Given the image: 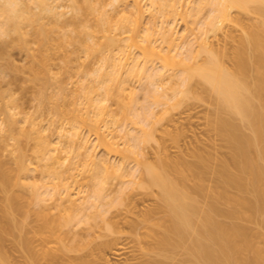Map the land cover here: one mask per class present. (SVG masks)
<instances>
[{"label": "bare ground", "instance_id": "6f19581e", "mask_svg": "<svg viewBox=\"0 0 264 264\" xmlns=\"http://www.w3.org/2000/svg\"><path fill=\"white\" fill-rule=\"evenodd\" d=\"M22 1L3 0L0 5V13L6 16L5 22L0 21V35L16 33L0 40V264H10L3 250L10 232H19L16 244L24 258L17 264H264V0H194L193 13L188 16L194 18L205 6L210 8L202 24L198 23L201 34L179 43L172 27H161L167 47L152 38L156 27L143 26V0H131V7L120 11L116 26L126 33L124 43L114 35H108L105 43L94 42L95 33H85L79 21L73 27L75 34L63 32L57 42L64 47L81 39L86 60L100 52L97 62L89 67L82 63L75 72L86 110L76 107V99L66 103L65 83L72 74L63 77L62 70L51 71L55 25L48 26L43 19L48 14L57 24L65 14L57 9L61 5L35 0L41 12L33 13ZM73 1L75 16L83 12L95 15V31H110L111 16L97 5L98 0ZM180 1L153 0L168 7L163 12L167 18L176 12ZM241 11L251 13L252 18L243 20ZM10 48L24 55L21 64L10 57ZM225 56L230 65L225 64ZM155 59L161 61L160 69L148 66ZM167 66L182 69L178 83L175 81L179 88L171 93L164 88L174 76L165 74ZM64 68L67 71L69 67ZM24 72L23 81L39 83L38 106L51 103L55 112L73 119L69 130L60 127L57 141L43 133L42 114L36 112L39 107L27 110L13 94L12 83ZM88 73L94 75L92 83L96 84L85 87L81 83ZM133 77L154 86L149 88V97H163L164 103L176 100L172 108L186 101L193 91L192 80L200 79L205 89L215 94L210 122L226 153L216 143L211 149L191 147L174 155L161 147L157 158L149 160L145 143L154 134L150 132L154 127L153 120L149 121L150 110L135 121L140 134L111 129L105 116L110 120L116 116L107 101L114 97L122 105L126 83ZM48 83H54L52 92H48ZM100 88L105 95L102 99L94 94ZM80 124L94 131L105 154L122 152L120 140H130L128 146L123 143L124 151L136 158V168L115 164L105 154L97 156L82 136ZM181 137L174 135L177 140ZM31 139L36 140L35 156L44 161L39 180H31L35 178L31 173L38 170L27 158L26 144ZM9 145L13 162L7 166L2 156ZM72 151L78 162L70 158ZM78 164L81 172H88L85 176L92 189L80 203L69 196L72 184L79 183L73 173ZM137 174L140 178L129 184L140 189L125 192L128 183L124 178ZM113 176L126 185L117 190L118 196L106 199L107 204L117 206L108 215L110 210L101 208L98 201L107 198L105 184ZM53 199L57 202L47 205ZM19 213L24 219L17 217ZM97 217L104 222L102 226L95 221ZM89 219L100 226L98 234L90 226L85 232L73 229L76 223ZM246 221H254L256 228ZM30 232L40 248L34 245ZM53 242L59 246L54 248Z\"/></svg>", "mask_w": 264, "mask_h": 264}, {"label": "rangeland", "instance_id": "374dc122", "mask_svg": "<svg viewBox=\"0 0 264 264\" xmlns=\"http://www.w3.org/2000/svg\"><path fill=\"white\" fill-rule=\"evenodd\" d=\"M22 1V0H21ZM27 5H29V9L31 6V10L33 13H39L40 9L37 7L35 0H23ZM22 1V2H23ZM52 3L61 5L59 6L58 11H62L65 14H63L60 17V20L55 23L54 18L51 16L46 15L44 16V21L48 23V26L55 25V30L52 33L53 40L51 44V58H52V73H55L57 71H63V77H68L69 74L71 75V80H68V83L66 84V93H67V100L66 103L69 104L75 99L77 100L76 107L81 108L83 110L85 109V98L83 96V91L80 89L79 84L77 83L78 76L76 75V71L78 70V67L82 65V63H85L86 67L91 66L94 62H97L99 60L100 52L96 51L90 55V57L86 60L85 55L86 51L84 49V46L82 45V40L69 43L67 42L64 47L59 46L58 44V38L62 35L63 32H72L75 34V31L73 30V27L78 23L81 22V25L84 27L85 33H95V36L93 37L94 42L98 43H105L108 35H114L115 37L121 39V41L124 43V37H125V31L117 28L116 22L118 19V16L120 14V11H122L123 8H130L132 5L131 0H123V1H114V0H98V6L102 9L106 10L109 15L111 16V29L109 32H103V31H95L96 26L98 23L97 17L95 15H90L86 12L80 13L79 16H75V2L73 0H50ZM3 0H0V5ZM143 7L146 9V12L143 16V26L148 27H156L157 31L152 35V38L154 41H156L157 44H161L164 47H167V43L164 41L163 36L161 34V31L163 30L161 27H172V31L174 32V36L176 37L177 42H182L183 40L191 39L194 35L201 34L202 31H198V28L201 26L203 21L205 20V17L209 14V6H205L202 11H200L199 14L196 16L190 17L188 15H191L193 13V10L191 11V8L196 4L194 0H181L180 3H178L176 6V12L172 13L168 18L163 16V12H166L168 7L165 5H161L158 2H153V0H143ZM30 10V11H31ZM1 12V11H0ZM41 12V11H40ZM236 12V9H235ZM189 13V14H188ZM191 13V14H190ZM234 13V12H233ZM243 20L249 21V17L252 15L251 13H246L245 11H241L239 15ZM165 19V21H164ZM6 16L4 14L0 13V21L5 22ZM165 26L162 25L163 21ZM26 21V19H24ZM199 21V22H198ZM27 22V21H26ZM199 23V24H198ZM27 25V24H26ZM25 25V26H26ZM6 26V25H5ZM202 27V26H201ZM200 27V28H201ZM26 28H31V25H27ZM202 29V28H201ZM10 34L12 37L16 35V33L12 32ZM193 33V34H192ZM84 35V34H83ZM182 35H185V37H182ZM7 35H0L1 39H8ZM87 36V35H86ZM32 45H37L34 42H31ZM10 57H13L14 61L17 63H22L24 61V55L19 52L16 48H10ZM179 50V49H178ZM133 53L136 55L139 54L138 49H134ZM203 55H200L198 59L200 60V57L202 58ZM225 64L230 65L231 60L228 59L227 56L223 57ZM68 66V70L64 71V67ZM148 66L150 68H159L162 66L161 61L158 59L155 61H152V63H148ZM150 70V69H149ZM166 75H173L171 84L168 86H165V90L168 91V93H171L174 88H179L176 82L178 83V80L182 74V69H179V67H173V66H167L166 67ZM21 75H27V72L20 73V79L17 80L16 83H12L13 87V94L19 98L20 101L23 102L25 108L27 110L33 111L36 108V112L38 114H42V130L43 133L48 134L49 137L52 138V140L57 141L58 140V130L62 126L63 129L69 130L72 126L73 119L69 117V115L64 116L62 113H57L54 111L51 103H43L41 106H38V99H37V91L39 87V83H34L33 81H23V77ZM84 75V74H83ZM167 77V76H166ZM83 84L85 87L96 84L92 83L94 79L93 74H86L83 76ZM176 81V82H175ZM49 89L48 92L53 91L54 83H48ZM127 84V90L126 95L123 100V104L119 103L114 97L108 99L107 104L112 109L113 113L116 116V120H110L109 117L106 120H108L109 127L111 129H114L115 131H125V130H131L132 133H138L140 134L141 130H138L139 127H137V124L135 121H140V118L142 119L145 117V113H148V110L152 111L150 114L149 111V121L153 120L151 124L154 125L153 128H151V133L153 134V137L151 140L149 139L145 143V151L147 153V157L149 160L154 161L155 158L159 155V151L163 150L161 147H166L168 151L171 153V155H174L178 152L179 149H182L184 153L188 151V149H198L203 147H208V149L212 145L216 143L217 147L220 151H225L226 148L221 147L222 141L217 136L210 119L214 114L215 111V94L205 89L204 84L200 79L192 80V87L193 91L189 93L188 98L185 102L180 104L179 107H170L171 103L175 102L174 100H169V103H164L163 97L161 99H154L151 95L149 97L148 92L150 87H154L153 85H149V82L146 80H139L138 77L130 78V80L126 83ZM151 88V89H152ZM207 88V87H206ZM154 89V88H153ZM160 92H163V88L159 89ZM131 91V96L129 95ZM129 92V93H128ZM97 97L100 99L104 98L105 95L103 93V89L100 88L94 93ZM200 97V98H199ZM202 98V99H201ZM126 104V105H124ZM125 106V108L123 107ZM38 106V107H37ZM70 107L72 105L70 104ZM147 109V110H146ZM90 110H92V107H90ZM134 113H138L139 115L138 119L135 117ZM146 113V114H147ZM143 114V115H142ZM134 115V116H133ZM135 117V118H134ZM136 119V120H135ZM150 121V122H151ZM139 125V123H138ZM152 125V126H153ZM136 128V129H135ZM123 129V130H122ZM80 131L82 133V136H85L88 139V145L90 147L94 148V153L97 156H103L105 154L104 147H102L99 144V140L97 138V135L94 133V131L86 124H80ZM117 131V132H118ZM184 131V132H183ZM175 133H179L182 135V137L177 140L174 138ZM129 139V138H128ZM130 141V140H129ZM129 141H127V138L121 139L119 143V147H121L122 152H113V153H107L106 157H109L108 159L115 163V164H121L124 165L127 169L136 168L138 161L134 156H129L127 153H124L125 146H128ZM126 142V143H124ZM128 142V143H127ZM125 146H124V144ZM187 143V144H185ZM36 140L31 139L26 144V153L28 161H32V165L38 166V170L33 171L31 174L34 175L35 178H32L31 180L37 179L39 180L42 176L41 170L44 167V161L40 160L35 156V153L33 152L35 149ZM164 145V146H163ZM187 145V146H186ZM193 147V148H191ZM13 147L11 145L8 146V149L3 151V159L6 161V165L9 166L12 164L13 160L11 158L10 149ZM160 148V150H159ZM210 148V149H211ZM158 150V151H157ZM222 152V153H223ZM122 153V154H121ZM226 153V152H224ZM223 153V154H224ZM127 154L126 156H124ZM76 153L74 151L71 152L70 158H74ZM134 157V158H133ZM78 162L77 158H74ZM68 162L71 161L70 159L67 160ZM78 169H75L73 171L75 177L77 178L79 183H73L69 192V196L77 199V202L80 203L84 201V197L89 196V194H92V189L89 187V182L86 174L88 172H81L80 168L82 167L80 164H78ZM123 166V167H124ZM125 169V168H124ZM140 178V174H137L136 176H128L125 177L124 180L126 183H128V189H125V192H135L136 184L132 185L129 184L131 180H138ZM120 179V178H119ZM118 177H110L108 179V183L105 184L104 192L107 195V198L104 197L103 201L101 199V202L98 201L101 208H107L110 211L108 212V215H110L111 211H115L117 209L115 205L111 206L110 204H107L106 199H110L109 197H115L118 196L117 190L120 189L122 185V181H119ZM48 180V179H47ZM125 183V185H126ZM124 184V183H123ZM122 185V186H121ZM124 185V186H125ZM123 186V187H124ZM138 186V185H137ZM140 189V188H139ZM64 197H68V194L66 192H63L62 194ZM114 195V196H113ZM92 198V197H91ZM93 199V198H92ZM91 199L87 202V204L90 202ZM106 201V202H105ZM116 201V199L114 200ZM54 202H57V200H48L46 203L47 205L52 206ZM103 202V203H102ZM1 203V202H0ZM26 203V200H25ZM28 204V203H27ZM105 204V205H104ZM112 204H115L113 202ZM1 205V204H0ZM36 207V206H35ZM99 207V206H98ZM32 210V207H29ZM95 210V209H92ZM99 210V208H98ZM88 210H84L83 212H87ZM52 212L56 213L57 210L55 208H52ZM82 212V214H83ZM23 213H19L17 217L19 219H24ZM264 214V213H263ZM107 215V214H106ZM81 214H79V217ZM103 216V215H102ZM102 216L101 217L102 219ZM78 217V218H79ZM106 217V216H105ZM77 218V220H79ZM83 218V215H82ZM97 217L95 220L98 222L100 226H102V220ZM98 220V221H97ZM92 219H89L87 222H81L76 223L77 225H74V230H88L92 228L93 232L98 234L100 226L93 223L95 222ZM102 221V222H101ZM248 225L255 227L254 221L248 222ZM245 222V223H246ZM32 224H35V222H31ZM90 223V224H89ZM104 223V222H103ZM256 223V222H255ZM30 224V225H32ZM29 225V224H28ZM29 225V226H30ZM256 226L257 223H256ZM77 229H76V228ZM256 228V227H255ZM95 229V230H94ZM97 231V232H96ZM16 233V232H14ZM13 232L7 233V236H5V240L3 242V250L5 249V252L8 254V259L10 260V264H17L20 261H23L22 251L21 248L19 249L17 241L19 239V234H14ZM25 234V232H22V234ZM23 234V235H24ZM29 236L32 237V240L34 242V245L37 248H40V245L38 244L33 234L30 232L28 233ZM92 238V236H90ZM18 238V239H17ZM90 239V238H89ZM68 240V239H66ZM54 243V244H53ZM51 243L54 248L59 246V243L57 245L56 242ZM56 243V244H55ZM56 245V246H55ZM16 247V248H15ZM19 251V252H18ZM6 254V255H7ZM22 256V257H21Z\"/></svg>", "mask_w": 264, "mask_h": 264}]
</instances>
